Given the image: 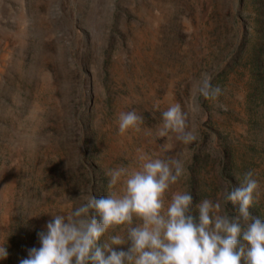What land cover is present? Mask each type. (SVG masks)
Wrapping results in <instances>:
<instances>
[{"label":"rangeland","instance_id":"1","mask_svg":"<svg viewBox=\"0 0 264 264\" xmlns=\"http://www.w3.org/2000/svg\"><path fill=\"white\" fill-rule=\"evenodd\" d=\"M205 75L215 99L199 90ZM172 104L188 113L189 143L157 135ZM131 110L141 131L120 134ZM137 149L183 161L166 200L188 191L193 215L253 170L250 211L264 220V0H0V264L40 247L45 212L108 194L106 173Z\"/></svg>","mask_w":264,"mask_h":264},{"label":"clouds","instance_id":"2","mask_svg":"<svg viewBox=\"0 0 264 264\" xmlns=\"http://www.w3.org/2000/svg\"><path fill=\"white\" fill-rule=\"evenodd\" d=\"M199 90L209 99L221 94L206 75ZM161 119L158 136L174 132L184 143L195 139L187 130L188 113L179 104L170 105ZM117 123L120 134L140 132L143 117L135 110L121 111ZM185 171L180 159L137 149L133 166L106 173L108 194L89 193L67 214L45 212L52 219L37 233L40 247L30 248L19 264H264V220L250 211L261 194L254 171L245 172L238 187L225 189L222 200L203 199L196 205L198 215L192 214L188 191H174L166 200ZM116 185L119 190H113ZM229 202L238 206L235 216L224 209ZM116 226H123L122 234L102 242ZM129 243L127 250L114 248ZM7 255L0 244V259Z\"/></svg>","mask_w":264,"mask_h":264}]
</instances>
